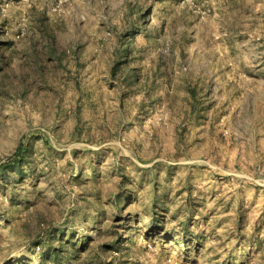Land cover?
Returning <instances> with one entry per match:
<instances>
[{"label": "rangeland", "instance_id": "rangeland-1", "mask_svg": "<svg viewBox=\"0 0 264 264\" xmlns=\"http://www.w3.org/2000/svg\"><path fill=\"white\" fill-rule=\"evenodd\" d=\"M0 264H264V0H0Z\"/></svg>", "mask_w": 264, "mask_h": 264}]
</instances>
